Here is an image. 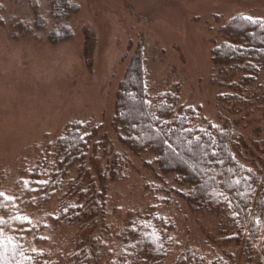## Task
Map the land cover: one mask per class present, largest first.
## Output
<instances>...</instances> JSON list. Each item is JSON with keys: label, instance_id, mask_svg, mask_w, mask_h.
<instances>
[{"label": "rangeland", "instance_id": "obj_1", "mask_svg": "<svg viewBox=\"0 0 264 264\" xmlns=\"http://www.w3.org/2000/svg\"><path fill=\"white\" fill-rule=\"evenodd\" d=\"M74 1L79 9L69 20L71 37L50 43V0H0V196L12 216L26 218L32 228L21 240L45 253L50 264H74L79 228L53 221L65 183L45 203L36 192L17 198L37 161L46 157L52 162L54 143L66 124L81 121L99 126L93 142L113 144L128 159L125 177L107 182L102 262L116 254L117 234L137 214H162L173 223V245L158 264H177L189 249L194 263L196 257L201 264L225 257L229 246L210 238L215 216L189 209L172 177L164 184L156 168L143 164L146 156H134L120 143L113 126L114 100L139 48L149 98L175 87L177 107L191 106L198 127L231 124L236 159L261 171L256 202L261 190L264 194V70L248 93H240L235 83L236 93L213 68L211 49L221 42L219 28L230 18L243 14L264 20V0ZM37 16L47 20L45 28L36 27ZM227 95L248 98V104L230 112ZM76 176L70 168L66 179ZM254 211L253 205L250 216ZM259 229L251 262L240 258L241 247L232 264L256 262L264 219Z\"/></svg>", "mask_w": 264, "mask_h": 264}, {"label": "trees", "instance_id": "obj_2", "mask_svg": "<svg viewBox=\"0 0 264 264\" xmlns=\"http://www.w3.org/2000/svg\"><path fill=\"white\" fill-rule=\"evenodd\" d=\"M78 9L74 0H50V43L71 37L69 20ZM248 17L238 14L230 18L219 28L221 42L211 49L213 68L236 93L235 83L240 93H248L264 70V20L252 18L250 21ZM47 24L45 18L37 16V28L43 29ZM177 96L178 90L174 87L149 98L142 53L136 49L115 94V133L134 156L147 157L143 164L156 168L164 184L167 177H172L176 193L189 209L215 216L216 232L210 238L229 246V253L206 264H232L241 247L240 258L249 263L264 219L262 190L255 202L261 171L254 164L236 159L228 121L219 126L210 122L200 128L194 124L195 110L191 106L177 107ZM247 99L227 95L224 102L228 111L233 112L236 107H245ZM98 129V125L89 127L81 121L67 123L54 143L52 162L46 157L37 161L29 183L19 185L17 199L36 192L40 203H45L65 183L53 221L54 224L66 221L79 228V251L73 256L74 264H158L173 245V223L162 214L130 217L117 234L120 244L116 254L103 262L98 255L104 242L103 230L107 228L104 223L107 182L125 177L128 168V159L113 144L102 140L93 142ZM70 168H74L77 176L67 180ZM5 202L0 196V211L4 213L0 216V264H50L45 253L34 251L21 240V235L32 228L23 217L12 216ZM253 205L255 211L250 216ZM98 225L101 229L95 235L92 231ZM258 244L254 264H264V232ZM192 254L189 249L177 264L203 262L196 257L197 263H194Z\"/></svg>", "mask_w": 264, "mask_h": 264}, {"label": "snow or ice", "instance_id": "obj_3", "mask_svg": "<svg viewBox=\"0 0 264 264\" xmlns=\"http://www.w3.org/2000/svg\"><path fill=\"white\" fill-rule=\"evenodd\" d=\"M247 19L251 21L252 20V17H248ZM24 219H26V218H24Z\"/></svg>", "mask_w": 264, "mask_h": 264}]
</instances>
